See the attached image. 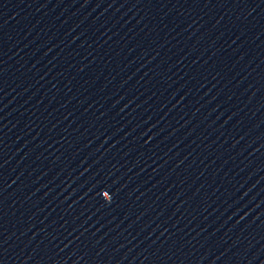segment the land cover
Masks as SVG:
<instances>
[{
    "label": "water",
    "instance_id": "obj_1",
    "mask_svg": "<svg viewBox=\"0 0 264 264\" xmlns=\"http://www.w3.org/2000/svg\"><path fill=\"white\" fill-rule=\"evenodd\" d=\"M0 264H264V0H0Z\"/></svg>",
    "mask_w": 264,
    "mask_h": 264
}]
</instances>
